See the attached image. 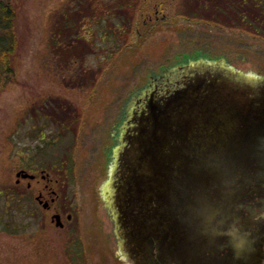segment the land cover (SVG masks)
<instances>
[{"label":"rangeland","instance_id":"1","mask_svg":"<svg viewBox=\"0 0 264 264\" xmlns=\"http://www.w3.org/2000/svg\"><path fill=\"white\" fill-rule=\"evenodd\" d=\"M9 1L15 81L0 91V264H131L106 197L126 115L143 89L166 84L190 58L223 57L264 76V23L232 19L215 1L191 16L178 0H140L136 33L105 63L98 28L86 32L102 0ZM20 170L38 179L16 183ZM42 170L59 194L49 209L36 199L39 190L48 202L52 195ZM11 190L20 208L5 206ZM55 211L62 227L51 220Z\"/></svg>","mask_w":264,"mask_h":264},{"label":"water","instance_id":"2","mask_svg":"<svg viewBox=\"0 0 264 264\" xmlns=\"http://www.w3.org/2000/svg\"><path fill=\"white\" fill-rule=\"evenodd\" d=\"M176 69L166 84L143 89L126 115L106 197L118 238L159 236L176 264H221L202 259L203 246L223 236L234 197H264V76L223 57L190 58ZM51 220L63 224L58 213ZM246 234L231 237L232 253L238 264H262L261 237L257 245Z\"/></svg>","mask_w":264,"mask_h":264},{"label":"trees","instance_id":"3","mask_svg":"<svg viewBox=\"0 0 264 264\" xmlns=\"http://www.w3.org/2000/svg\"><path fill=\"white\" fill-rule=\"evenodd\" d=\"M193 1L195 2V4L193 3V9L188 11L187 5ZM214 1V8H220L226 13L232 11L236 16L233 14L234 17L232 19L240 17L241 22L247 20L256 28H259L264 23V0H178L177 7L180 5L183 8L185 7L187 11H183V13L187 15L203 16L206 6ZM104 2L103 0L101 1L103 6L101 9L98 8V14L93 15V25L89 26L86 32L91 34L96 27L98 28L97 31L101 40L99 50L104 52L105 63H107L123 45H126L128 35L136 33L137 23L135 16L140 0H105ZM179 9L181 8L179 7ZM252 9L256 10L253 11ZM14 18L15 9L12 3L9 0H0V91L8 83L15 81L13 65L16 49ZM68 171H71L70 166ZM65 173L67 174V172ZM20 196L16 190L6 192L4 197L5 206L12 203L16 208H20L22 202ZM6 211L5 209L3 213H6Z\"/></svg>","mask_w":264,"mask_h":264},{"label":"flooded vegetation","instance_id":"4","mask_svg":"<svg viewBox=\"0 0 264 264\" xmlns=\"http://www.w3.org/2000/svg\"><path fill=\"white\" fill-rule=\"evenodd\" d=\"M118 130V129H117ZM118 131L113 134L114 138H117ZM118 139V138H117ZM34 176L22 177L17 176L16 183L20 181V179H28L29 182L27 186H30L31 180H37V175L34 173ZM41 178L46 179L44 188L47 192L51 193V198L49 200V204L45 209H49L51 207L50 203H53L58 197L59 194L52 190L49 186V181L51 177H49V173L44 170L41 171ZM37 196L40 200H48L45 198V193L43 190H39ZM36 196V197H37ZM245 201H241V197L239 198L237 195L234 197V201L232 202L231 208L227 212V220L220 226V230L224 229L223 236H217L213 239L209 240L208 243L203 246V257L202 259H206L208 257L209 261L219 262L221 264H238V257L232 253L231 246L229 245V241L231 237L235 235H248L250 236L252 242L258 245L259 238L261 237L260 242V250L262 254V264L264 262V197L261 200L256 193L250 192L248 196L244 197ZM38 201V200H37ZM54 213H61L55 211ZM53 213V214H54ZM70 215L67 216L69 218ZM62 227V226H61ZM245 232V233H244ZM120 249L122 256L126 258L131 264H147L145 256L148 255L147 248L149 249V253L152 254L150 257L153 260L154 264H176L174 260L167 253L163 254L161 247L162 245V237L159 236H148L142 243H136L134 241H129L127 239H120ZM166 244L171 240L170 237L166 236L164 238Z\"/></svg>","mask_w":264,"mask_h":264}]
</instances>
